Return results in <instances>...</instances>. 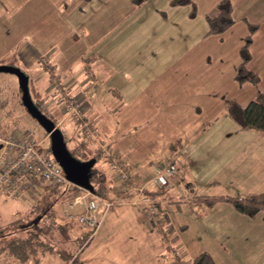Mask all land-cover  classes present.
<instances>
[{
    "label": "crops",
    "instance_id": "crops-1",
    "mask_svg": "<svg viewBox=\"0 0 264 264\" xmlns=\"http://www.w3.org/2000/svg\"><path fill=\"white\" fill-rule=\"evenodd\" d=\"M171 1L40 0L37 42L22 39L25 41L17 47L15 59L24 74L27 71L31 74V79L25 75L28 83L31 82L35 102H40L39 109L45 115L50 111L52 117L47 116L56 127L71 121L64 115L61 94L65 92L78 100L83 120L98 129V141L83 139L78 123L67 129L68 141L74 143L75 149L82 142L91 150L96 147L104 150L106 157L97 160L110 169L111 196H136L142 187L143 196L150 198L158 218L164 227L168 226L167 236L180 235L172 218L168 214L160 216L157 210L165 205H174L179 211L191 209L187 213L192 221L189 224H197L199 234L203 231L219 240L215 252L218 260L212 255L216 264L233 263L231 254H225L227 249L221 240L229 242L226 243L230 246L237 237L253 242L252 245L240 243L246 252L250 247L255 250V254L245 258V264H264V210L249 217L238 213L230 204L208 205L203 201L211 197L247 198L264 194V132L241 129L226 111V103L232 100L229 88L237 90V85L243 84L235 79L242 44L234 46L227 76L230 85L224 87L221 75L210 76L212 70L207 69L209 64H202L201 57L207 49L223 44L220 38L219 42L209 40L220 34L209 33L205 20L221 0H189V5H172ZM229 1L233 19L230 27L240 20L247 26L254 25L246 13L236 15V0ZM193 7L195 11L191 16ZM6 8L7 5L0 4V9L7 11ZM26 16L24 14L25 20H21V29L28 33ZM62 23L65 38L69 40L64 45L59 40L61 37L55 36L56 31L60 33ZM51 34L55 42H60L59 52L54 57L51 56L57 47L51 43ZM243 35L244 32L238 35L240 40ZM78 41L83 48L74 53L73 44ZM196 54L200 56V74L189 73ZM254 70L251 72L255 73ZM96 104L104 107V111L118 113L125 127L141 130L137 138L140 146H153L155 155L147 157L143 150L137 157L135 171L129 169L123 160L130 157L122 152L118 135L110 130L108 122L99 120L101 108ZM91 113L97 114L95 118L88 117ZM63 137L65 141L64 134ZM107 151L116 153L113 159L120 162L134 180L127 192L116 177ZM162 162L174 163L177 172L169 186L157 191L150 182L151 166ZM131 205L137 204L132 201ZM140 206L136 222L154 229L148 226L145 208ZM180 226L183 227L179 230H186L184 223ZM157 233L166 247L169 242L163 233L158 230ZM53 252L50 251V255L37 251L38 259L31 264L71 261L60 263L67 255L54 256ZM0 257L4 258L2 264H11L15 256L6 247L0 251ZM15 261L30 264V260Z\"/></svg>",
    "mask_w": 264,
    "mask_h": 264
},
{
    "label": "rangeland",
    "instance_id": "rangeland-1",
    "mask_svg": "<svg viewBox=\"0 0 264 264\" xmlns=\"http://www.w3.org/2000/svg\"><path fill=\"white\" fill-rule=\"evenodd\" d=\"M1 1L2 3L0 2V4L2 6L4 4L7 5V11L0 9V67L13 64L21 70L20 63L15 59V53L17 47L21 45L20 43L25 40L33 43L37 42V11L40 9V0H27L26 3L23 0ZM238 13H246L249 21H253L254 25L247 26L239 19L240 22L237 21V24L225 30L220 35L211 36L209 40L214 39L219 42L218 40L220 38V40H223V44L217 45L215 48L207 49L201 57L204 59L202 64H209L206 67L212 70L210 76L220 74L222 85L224 87L230 85L227 76L229 75V65L232 62L235 51L234 46L237 43L243 44L242 42H244L245 36L251 32L252 27L255 28L253 33L250 34L251 46L249 45L248 47L249 56L252 58L249 60L251 62L247 63L246 66L249 70L255 69L254 71L257 73L258 81L253 84L244 82L241 85H237V90L232 89V87L229 88L232 93L230 95L232 101L244 106L252 100L261 101L260 96H264V0H236V15ZM24 14L27 15L28 33L21 29V20L22 18L23 21L25 20L23 17ZM61 26L60 33L56 31L55 36L58 35L61 37L59 40L64 45V42H68L69 40L65 38L66 30L63 23ZM242 32H244L243 40H240L238 35ZM53 38L54 36L51 34V43H54L57 50L51 57L57 56L60 43L55 42ZM22 39L25 40L22 41ZM79 42L73 44L72 51L74 53L76 50L80 52L83 48L81 42ZM194 57L195 63L190 65L189 73L200 74V56L198 57L196 54ZM25 74L29 79L32 78L28 71ZM28 90L32 101H36L31 89V82L30 84L28 83ZM20 100L21 91L16 75L6 71H0V126H3L4 120L9 123L11 121L13 125L7 130L21 131L22 133L28 134L32 139L41 141L39 146L40 151L42 153H49L50 140L48 135L26 112L22 104H19L21 102ZM96 106L97 108H101V113L98 114L99 120L108 122L110 130L118 135L117 141L122 148V152L128 154L130 158L132 157V159L127 157L123 160V163L129 169L135 171L134 169L138 164L137 157L141 156L143 150H145L144 153L147 157L155 155L152 152L155 149L153 146H140L137 138L138 132L141 130L136 131L132 128L125 127L120 122L118 113L104 111V107L98 104ZM43 111L45 112V110ZM45 113L49 117H52L50 111ZM4 114L7 116L4 117ZM87 115H89L88 117L95 118L97 114L91 113ZM71 125L74 126L71 121L67 120L59 129L65 136L66 148L76 157L74 143L68 141L69 130L67 131V129ZM1 128L3 129V127ZM94 167L102 168L110 177V169L104 166L100 160L96 161ZM65 187L64 185L63 188ZM128 188H125V192L128 191ZM70 193L68 191L62 197H53L47 202L46 198H51L52 196L51 190L43 189L39 186L34 190H30L28 198L26 199H13L9 194L0 191V250L5 248V244L10 239L15 240L17 236H24L26 233L28 235L37 233L40 242L54 246V256L58 255L59 252L57 253V251L73 253L74 256L72 257L67 256L66 259L62 257L60 263L68 262L71 259L68 264H191L193 258L201 252H207L211 257L214 255V260H218L215 252L218 251L216 247L219 245V240L210 234H204L203 231L199 234L200 227L197 224H189L192 221L187 213L189 214L191 209H182L179 211L174 205H165L157 210L160 216L168 214L172 218L173 223L176 224L175 228L179 231H177L178 235H180L172 243L173 245L171 244L173 248H166L161 236L157 233V229L149 230L146 226L136 222L140 214L141 206L139 204H131L138 194L136 196L132 194L131 197L111 196L108 200L110 207L103 214L98 228L93 233L85 236L83 235L84 232L89 230L75 225L71 231V240L63 241L57 236V233L53 230L50 223L54 219L58 222L61 219V222L63 220L65 221L61 211L63 205L67 203L66 197ZM45 208L47 209L48 215L42 214ZM182 223L186 226L185 231L179 230V228L183 227L180 226ZM73 238H78L80 242H73ZM222 241L221 243L227 249L225 254H228V256L231 254L234 260L232 264H235V262L236 264H245V258L248 254H255L253 247L248 248L246 252V248L240 245L241 242L251 245L253 242H246L247 240L241 237H237L236 241L231 242V247L227 244L229 242ZM80 245H82L81 248L74 254L75 249ZM46 254H50V252ZM77 255L76 261H73ZM3 259V257H0V264H2L1 261ZM36 259L38 257L30 260V264L32 263L31 261H35ZM249 259L248 257L247 260ZM11 264H19V262L13 258ZM224 264H228L227 261Z\"/></svg>",
    "mask_w": 264,
    "mask_h": 264
},
{
    "label": "built area",
    "instance_id": "built-area-1",
    "mask_svg": "<svg viewBox=\"0 0 264 264\" xmlns=\"http://www.w3.org/2000/svg\"><path fill=\"white\" fill-rule=\"evenodd\" d=\"M58 88V85L54 83ZM62 92V91H61ZM61 94V93H60ZM65 117L73 124H79V131L83 139L98 141V129L90 122L83 120L80 113V104L75 97L65 92L61 94ZM41 141H36L28 134L17 130H3L0 126V191L9 194L13 199H26L30 190L37 186L52 190L70 184L61 169L49 153H42L39 149ZM82 142H80V145ZM83 150L78 149L76 157L83 161ZM107 156L112 158V167L117 179L124 188L132 187L133 178L125 167L115 159V153L107 151ZM78 156V157H77ZM150 182L157 191L172 183L177 169L174 163H155L152 166ZM143 189H138L135 204L145 208V220L149 227L157 230L164 228L163 221L158 218L153 202L143 196ZM110 207V202L94 193L85 190L83 194L75 196L62 207V217L65 220H74L83 229L93 233L98 228L103 214Z\"/></svg>",
    "mask_w": 264,
    "mask_h": 264
},
{
    "label": "trees",
    "instance_id": "trees-1",
    "mask_svg": "<svg viewBox=\"0 0 264 264\" xmlns=\"http://www.w3.org/2000/svg\"><path fill=\"white\" fill-rule=\"evenodd\" d=\"M172 5H189V0H172ZM194 7L191 11V16L194 14ZM206 23L209 27V33L211 34H221L225 30H227L232 24V5L229 0H221L215 8L206 15L205 17ZM255 30L254 27L251 28V32L245 36L244 42L240 47L239 54H240V61L236 67L235 72V79L238 83H244L245 81H251L253 83L257 82V76L255 73H252L247 68V63L250 59L248 53V47L251 43V36L250 34L253 33ZM30 84V80H29ZM32 89V85H31ZM34 95V94H33ZM35 97V95H34ZM261 101L252 100L246 105L242 106L235 101H228L226 103V111L229 114L230 118L243 130H255L264 132V96H260ZM34 101V100H33ZM21 104V102L19 103ZM34 104L36 107L40 108V102H35ZM7 116L4 114V117ZM47 116V115H46ZM48 117V116H47ZM3 129L7 131L8 128H11L13 123L6 122L4 120ZM83 149V161H87L90 159H96L99 157H106L104 154V150L99 147L94 149H90L86 147L83 143L75 149ZM50 154V152H49ZM71 154V153H70ZM73 156V154H71ZM90 184L93 187V193L104 200H109L111 193H112V184L109 176L99 168L93 167L91 168L90 174ZM70 191L71 193L68 194L67 201L73 199L75 196L83 193L85 190L78 188L72 184H68L65 188L58 187L51 190L52 196L51 198H46L47 202L50 201L53 197H62L63 195L67 194ZM203 201L208 205H211L214 202H219L221 204H230L234 207V209L243 215L246 216H253L259 211L264 210V194H256L247 198H236V197H211V198H204ZM47 209L45 208L42 214H47ZM48 215V214H47ZM62 220V219H61ZM61 220L58 222L56 219L50 223L52 225L53 230L57 233L63 241L71 240V231L75 225L79 226L77 222L74 220ZM167 220V217H166ZM168 221V220H167ZM168 226H165L161 230H158L159 233H163L164 238L169 242L166 248H173L171 244L177 238L176 235H166L165 232L168 230ZM83 230V229H82ZM87 232V233H86ZM84 232L83 235L88 236L91 234V230ZM38 234L34 235H26L24 236H17L14 240H10L6 243L5 248L12 250L15 259H18L21 262H25L28 260L35 259L39 254L47 253L54 250V246L51 244L43 243L39 241ZM73 242H80L77 238L72 239ZM78 242V243H79ZM16 243V244H15ZM77 243V244H78ZM82 244V243H81ZM173 245V244H172ZM82 245L77 247L74 251V254L79 251ZM1 251V250H0ZM37 251L40 253L37 254ZM62 254L63 256L67 255L69 257L74 256L73 253H66L62 251H57V253ZM78 255L74 257L73 261H76ZM36 261V260H35ZM33 262V261H32ZM191 264H216L210 254L207 252H201L196 255Z\"/></svg>",
    "mask_w": 264,
    "mask_h": 264
},
{
    "label": "water",
    "instance_id": "water-1",
    "mask_svg": "<svg viewBox=\"0 0 264 264\" xmlns=\"http://www.w3.org/2000/svg\"><path fill=\"white\" fill-rule=\"evenodd\" d=\"M0 71H6L16 75L21 91V104L26 112L48 135L50 140V154L61 167L67 181L78 188L93 193V187L89 180L91 168L95 160L80 161L70 154L66 148L61 130L32 101L28 90V77L19 68L6 66L0 67Z\"/></svg>",
    "mask_w": 264,
    "mask_h": 264
}]
</instances>
